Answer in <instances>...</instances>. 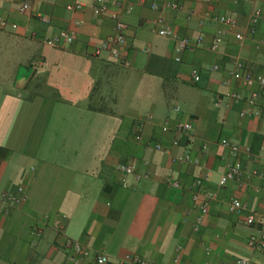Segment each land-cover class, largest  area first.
I'll use <instances>...</instances> for the list:
<instances>
[{"label":"crops","instance_id":"1","mask_svg":"<svg viewBox=\"0 0 264 264\" xmlns=\"http://www.w3.org/2000/svg\"><path fill=\"white\" fill-rule=\"evenodd\" d=\"M25 1L0 0V192L27 194L19 206L0 201V264H63L66 239L113 264H129V255L264 264V252L248 246L264 217V91L245 84L242 70L229 75L242 64L264 76V0H81L80 10L69 9L77 0H30L23 11ZM117 13L128 26L121 58L97 56ZM163 26L192 45L177 54ZM59 31L76 32L75 42L47 44ZM254 92L261 117L243 115ZM187 123L194 135L178 130ZM223 139L240 146L242 163L226 186L219 180L232 157ZM187 155L201 165L183 162ZM199 190L214 194L201 221ZM232 198L246 211L231 212Z\"/></svg>","mask_w":264,"mask_h":264},{"label":"built area","instance_id":"2","mask_svg":"<svg viewBox=\"0 0 264 264\" xmlns=\"http://www.w3.org/2000/svg\"><path fill=\"white\" fill-rule=\"evenodd\" d=\"M94 4L106 6L108 3V0H93ZM116 6H120L118 3L115 4ZM83 7V3L81 0H77L76 3L69 7L71 10H80ZM171 8H177L176 4H171ZM156 8V6H154ZM31 9V1L27 0L22 4V10L23 11H29ZM262 12L258 10L255 13V18L261 17ZM113 19L116 21V33L112 37L108 38L106 41L102 42L95 51V54L97 56L102 55L104 52H109L115 60H119L121 58L122 48L125 46L127 37H126V31L128 29L127 24L122 20L121 15L119 13L112 15ZM45 22H47L46 18H43ZM219 22L222 23L225 26L228 27H235L237 25L236 19L230 17V16H221L218 18ZM160 24H163V19L159 20ZM8 26V23L6 21H3L1 23L2 28H6ZM13 28H16V25L12 26ZM159 35L162 37L171 38L176 42V53L181 54L184 52L189 46L192 45L193 41L190 38H180L174 30H172L169 27H162L159 30ZM77 38L76 32L74 31H59L54 36H51L46 39L47 44L53 47L60 46L63 43L72 44L75 42ZM203 37L201 36L198 38L197 43L202 44L203 43ZM238 40H243V36L241 34L237 35ZM211 49L213 51H218L219 49V40L215 39L212 43ZM177 60H180L179 58ZM219 67H215V70H218ZM244 71L243 79L245 84H251L252 82H256L260 88L261 91H264V76L263 75H255L252 70L247 69L242 64H238L236 69L234 71L230 72L229 75L234 77L236 76L238 71ZM194 80L196 82L200 81V76L198 74L194 75ZM234 97H239V95H234ZM259 97V93L254 92L250 96V98L247 100L249 108H247L243 115H253L256 117L262 116V110L257 108L255 106L257 100ZM254 107V108H252ZM178 130L181 132H184L188 135H194L195 129L193 124L187 123V124H181L178 127ZM175 145H178V142L174 143ZM221 145L230 150L232 161L228 164L226 172L221 176L219 180L220 186H226L229 182L237 181L241 177L242 174V163L240 160L241 156V148L240 146L232 142L228 139H223L221 141ZM158 150H163L162 146L157 147ZM183 162L186 163H192L194 165H201L200 159H192L191 156L187 155L184 158H182ZM119 171L123 172L126 175H132L135 172V168L133 166L129 165H120L118 167ZM208 179V178H207ZM197 186L202 187L203 186V180H197ZM171 185L176 189H181L182 186L178 181H172ZM202 199V202L200 204V211H201V218L199 221L202 220V217L207 215L209 212V206L214 199V194L210 191H198L194 193L193 200L195 202H200ZM0 201L7 204L9 207H15L23 204L27 201V194L25 188L18 187L17 194L11 195L10 192L3 191L0 192ZM230 210L233 213L241 214L244 211H246V206L237 198H232L230 200ZM246 223L249 226H254L257 224V220L255 215L249 214L246 218ZM259 233L256 235H253L248 240V246L253 250H258L264 252V217L263 220L259 224ZM64 246L68 251L66 261L63 264H113L110 256L106 253H94L91 249L85 247L83 244H81L78 241H74L72 239H66L64 242ZM178 261V260H176ZM125 263L129 264H159L155 263L154 261L145 259L140 256H126L124 261ZM218 264H250V260L246 258H238L235 259L232 262H223L221 261Z\"/></svg>","mask_w":264,"mask_h":264}]
</instances>
